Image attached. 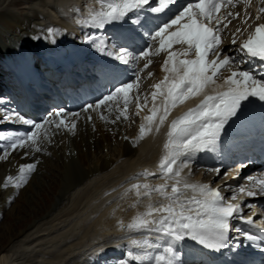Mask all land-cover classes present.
Instances as JSON below:
<instances>
[{
  "label": "snow or ice",
  "instance_id": "obj_1",
  "mask_svg": "<svg viewBox=\"0 0 264 264\" xmlns=\"http://www.w3.org/2000/svg\"><path fill=\"white\" fill-rule=\"evenodd\" d=\"M177 2L178 0H99L100 11L92 12L90 20L80 23L95 24L98 28H104L106 25L129 18L131 13L144 6H148L151 13L162 14L166 11L170 12L171 7ZM222 5L235 7L233 0H186V3L172 13L167 20H162L148 32L152 41H158L159 48L153 52L149 46L140 51V57L158 55L160 51L171 49L174 44L187 45V49L183 53L184 56L192 52L195 53V59L179 61L176 59L177 53H168L163 70L173 74H179L182 71V74L171 81L166 75L164 80L154 85L157 90L162 87L167 88L166 105L163 114L159 117V124H163L167 119L170 108L203 93L210 84L215 83V78L222 69L235 62L234 57L223 54L219 50L222 43L219 34L220 24L223 18L217 14L220 13ZM259 12L264 13V8H260ZM228 15L231 16L232 13L229 12ZM237 15L239 14L237 13ZM259 18L258 15L257 19ZM131 22L143 26L139 17ZM214 23L215 26H213ZM223 26L226 28L227 24ZM239 31L240 29H237V32ZM49 33H52V29H49ZM33 39H39V37H33ZM125 39L131 41L133 37ZM232 42L236 43L235 38ZM240 51L251 58H258L264 62V24L255 28L240 45ZM105 54L123 65H128L137 59L135 49L129 47L128 44L119 45L116 51L105 50ZM209 56H215V59L209 60ZM169 64L171 67H168ZM148 66V64L144 65L145 68ZM139 79L137 75L132 82H121L99 99L95 105L89 104L85 111L99 109L103 105L116 104L118 106L122 100L123 109L120 110L117 119L121 116L126 119L129 94L134 87H138ZM224 86H226V90L217 92L215 95H205L195 108L189 109L171 122L167 133L168 140L164 145L167 155L162 158L160 164L163 174L176 180L171 187V192L166 191V184L157 186L155 189L148 184L132 185V189L135 190L138 197L147 196L152 191H157L169 202L160 204L158 207L149 205L147 211L138 214L127 225V228L132 231L154 232L159 235L155 241L147 238L142 241L133 240L131 247L142 251L129 250L127 252L128 259H122L118 264H182L178 245L186 238L210 250L218 251L228 246L229 234L232 229L231 220L240 213V205L226 204L225 197L218 188H212L207 184H190L182 181L179 179L180 171L173 167L181 155L188 156L190 153L205 150L215 151L225 125L233 118H238L243 114L246 110V103L252 99L264 102V76L257 78L251 70L232 71L220 87ZM156 95V92L152 93L153 100ZM137 107L139 108V104ZM62 112L63 109L57 111L55 116L60 117ZM73 115L78 114L74 113ZM155 116L156 110H152V114L145 117L149 125ZM19 119L23 123L31 125L32 130L15 138L5 136L0 132V140L12 141L8 145V149L11 150L29 144L36 146L41 135H47V129L44 126L54 123L49 119L41 122L26 120L23 117H19ZM61 126L69 128V130L75 129L74 123L69 126L64 119H60L56 123L57 128ZM151 130L150 126L146 127L141 124L140 139L144 138L146 131L150 132ZM156 130L159 131V126ZM35 150L40 151L39 147H35ZM3 151L5 154L0 156V159H7L8 150L4 149ZM35 168V164L21 165L19 182L15 183L14 187L19 188L22 183H26V174L33 172ZM216 171L219 174L220 170ZM144 175L155 174L144 173ZM13 179L11 176L7 178L9 182ZM248 179L259 185L260 190L264 191V180L253 177ZM181 184H183V189L180 187ZM141 189L144 191L142 192ZM183 190H191L194 195L191 198H182ZM240 191L245 192L246 189L241 188ZM247 195L254 196L256 193L247 191ZM245 223L252 224L253 218L248 217ZM121 227L124 225L121 224ZM244 235L251 242H264V235L257 236L246 232ZM255 246L259 247L258 244ZM261 251H264V248H261ZM239 264H245V262L240 261Z\"/></svg>",
  "mask_w": 264,
  "mask_h": 264
},
{
  "label": "bare ground",
  "instance_id": "obj_2",
  "mask_svg": "<svg viewBox=\"0 0 264 264\" xmlns=\"http://www.w3.org/2000/svg\"><path fill=\"white\" fill-rule=\"evenodd\" d=\"M25 1H24V3H25ZM70 1H75V0H69V1L68 0H60L59 3L57 2V0H53L52 2L58 3V4H65V3H68ZM12 3L13 4L14 3L19 4V3H22V0H14ZM53 3H51V4H53ZM52 7H53V9L55 8L53 5H52ZM5 13H7V12H5ZM72 14H73V12H69V13H66L65 15L68 16V15H72ZM2 15H3V12L0 11V16H2ZM4 17H5V15H4ZM28 18H30V19L24 20L19 25L15 26L14 30L17 33H15V34L14 33H7V34L3 33V35L5 34L6 38H10L9 44H11V41H13L14 39H18L16 49L19 52H22L20 50H22L21 48H23V45L29 44L31 42V35L32 34L35 35V37L40 36L41 31L46 28V22H45V24H43L42 20L48 19V17L45 16V14H42V12L41 13L37 12L34 17H32V18L28 17ZM9 19L10 18H6V19H4V21L6 23H8L10 21ZM38 19L39 20L42 19V20H40V22H39V21H37ZM233 24L238 25V23H236V22H233ZM235 28H236V26H233L232 29H235ZM228 29L229 28H226L225 33L227 31H229ZM74 31L77 33L78 28L73 30V32ZM23 34H24V37H22ZM25 34H28V35H25ZM3 35L0 33V44H1V41L2 42L4 41V44L7 45L6 40L3 39ZM34 41L38 42V39H34ZM225 44H226V41H225ZM225 44L222 45V48L225 47ZM19 47H20V50H19ZM232 48L234 49V47H232ZM163 52L166 53V51H163ZM172 52H174V51H172ZM175 53H176V51H175ZM167 57H168V55L164 56V60L162 61V65H160L161 66L160 71H159L160 76L157 78L155 85L158 83V81L160 79L164 80L166 75L169 77V81H171L173 79H177L179 76V74H173L170 72H165L163 70L164 62L167 59ZM0 66L11 67V62L9 61L7 55L5 54V52L1 46H0ZM168 67H171V64H169ZM231 67L232 66H230L229 68H231ZM229 68H228L227 72H224L225 74L226 73L228 75L231 74L229 72ZM237 70H238V68L236 69V71ZM2 78H4V75H2ZM161 81H159V83ZM223 84H224V80H222L216 84L209 85L204 90L203 93H201L195 97H192L190 99H187L184 103L179 104L178 106H176L174 108H170V114L167 116V119L164 121L163 124H159V117L163 114V110H164V107L166 105L165 104L166 103L165 97L167 95V91H166L167 88L162 87V89H160V90L155 89V91H152V93L153 92L157 93L155 100H153V96H152V99H150V100H152L150 105L144 106V104H143V105L139 106V108L137 107V109H136V111L140 117L138 118V122H137V124L138 123L139 124L137 125L138 131H135L136 132L135 139H127L126 137H123L124 133L121 134V127H119V124L118 125L115 124L114 126L108 125L107 120L104 119L106 117L108 118V116H105L104 114L111 113L112 116H110V117H113L115 119L114 122L117 121V118H115L116 114L115 115L113 114L112 109H120V110L123 109L122 100L120 101L118 106L116 104H113L112 106H107V105L101 106L100 109H101L102 115H100V112L98 111V109H96V111L91 109L92 112L91 113L88 112V113L91 117L93 116L96 119L95 123H93L94 129L97 131V128H98L99 131H97V132L98 133L100 132V136L99 137L97 136L98 138L95 137L94 140L100 141V145H102L100 147L103 148L104 143H106L108 146L109 144H111V141H114V142L118 141L119 137H120V139L122 138L121 140L123 141V144H122L121 140L118 141V144H120V145L122 144V145H121V148L118 150V153L116 154L117 157H115L116 156L115 154H114V157H110L113 154V153L112 154L110 153L109 154L110 156H107V157L104 156L102 158L101 162H99V161L95 162L96 164L94 163L95 164L94 166L89 165V162H88L87 158L85 157V155L84 154L80 155V153H79L78 159L75 160L76 166L71 167V164L67 165V166H70V167H68V169H72V168L76 169L72 174H69L66 177L67 181H65V183L63 182V184L56 183L57 182L56 181L53 184V186H51L52 192L49 195V198H48L49 201H48V204L46 206V209L44 210V213L46 212L49 215L51 214L52 209L56 210V207L58 209V204L60 202H62L61 200H66L73 192H75L77 190L80 192V190L83 187L88 189V187H85V186H87V185H85V182L87 180H89L91 176H96L97 173H99L98 177H92L93 179L91 178L90 181L91 182H93V180L98 181L99 180L98 178H100V181L103 182L98 189L94 190L92 197H90V199H89L90 200V203H89L90 206H93V202H96V200H98V203L94 205L95 209H90L91 213L89 212V214H91V216H89V218L87 216L88 219L85 220V222L80 221V223H78V222H77L78 224L76 223V230L75 231H76V233L78 231V236L76 234L77 237L75 235H74L75 237L72 236L71 234H73V233H71V234L68 233L73 228V226H75V224L72 222L71 217H72L74 212L78 211L76 206L74 208L70 209V211H68L66 213V219L59 220V222L56 223L57 228L56 229L54 228V231H51L52 229H50V228L49 229L45 228L46 230H48V234H51V233L57 231L58 233L62 232L61 235L67 234V236H65L64 238L62 237L63 239H60L59 237L61 235L57 234L59 236L55 237L54 240L52 239V236L49 237V239H48L49 245L54 244L55 248L53 250H51V252L46 253V254H44L43 251H40L39 253L42 254V257H45L46 259H49V260H53V259H56V257L60 256L61 254L64 255V254L70 253V256L68 254L66 260L59 261L57 263V264H63L67 261L73 262L75 259L78 258L79 254H81V257L85 254H88L89 251H87L86 249L89 247H92L93 248L92 250H94L95 248L97 250L99 247H102V245H103L102 241L105 238H107L108 236L115 235L117 237H115L114 240H117L118 238H121V237H118V235L123 233V234H127L126 235V237H127L126 242L127 243H131L133 240H135L136 238L132 237V233H129V231H131V230H129L127 228V225L130 224L132 222L133 218L136 217L138 214L147 211V208L149 205H152L154 207H158L159 204H165V203L167 204L168 200L165 197H163L157 191H152L147 196L141 195L138 197L136 195L135 190L132 189V185H129L121 194H118V192H121L123 190V189H121V186H124V184L127 186L126 183H128V184L129 183H136V184H140V185L148 184L153 189H155L157 186L165 185L168 182L166 191L170 193L171 187L176 182V180L174 178H172L171 176H165L163 174L161 168H160L162 158L165 155H167V151L164 148V145H165L164 141L168 140L167 133L169 130H167L166 127L168 126L170 128L171 122L178 118V116H176L178 113H180L184 109L195 108L198 104H200V102L204 99L205 95H215L217 92H221V91L226 90L225 86L220 87ZM112 87L114 88L115 86L113 85ZM112 87L110 85V90H112ZM4 88L5 87L0 84V94ZM108 90H109V88H107V91ZM161 93H163V94H161ZM196 102H197V104H196ZM150 109L156 110V116L153 118V122L149 125L148 121L145 119L143 121V123H140L143 120V115L145 113H146L145 115H148V116L152 114V113H150ZM186 112H184V113H186ZM102 116L104 117L103 119L101 118ZM57 118L59 119V117H57ZM81 119L82 118H80V122H77V124L75 126L76 129L73 132L75 134L73 135L72 144L66 146L65 154L70 153L74 149H77V150L79 149L78 147H76L74 137L77 139V136H80L81 139H77L78 140L77 143H79V141H80V144H81L80 146H82L83 142H84L83 138H85L84 134L82 135V133L88 131L89 125H90L89 130L92 129L91 122H88V124H89L88 125L85 121L86 119H84V120H81ZM141 124L146 125V127L150 126L152 129L150 132L146 131V134L144 135L143 139H140V126L139 125H141ZM96 126H97V128H96ZM157 126H159V131L156 130ZM53 127L56 128V125H53ZM61 127H63V126H61ZM63 128L59 127L56 130L53 129L50 133L47 132V134H48L47 137L49 138V135H50V137L53 140L58 139V135H60L59 131H61V135H60L61 140L60 141H63V139L65 141L66 140V132H68V131L67 130L64 131ZM66 129H68V128H66ZM53 134H54V136H53ZM62 134H64V135H62ZM90 137H92V135L89 131V136H88L89 142L87 141L89 143V145H91V143L93 142V141L90 142ZM92 140H93V138H92ZM64 141H63V143H64ZM54 143H56V141ZM137 143H138V145H137ZM39 144H37V145H39ZM42 144H44V143H42ZM84 145H86V144H84ZM161 147L164 149L163 151L160 150ZM88 148H91V147L88 146L87 149ZM97 148L99 149V146ZM54 149L55 148H53V150ZM53 150H52V153H55V152H53ZM82 151H83V149H82ZM15 152H16V150L9 149L8 150L9 154L7 156V159H0V184L3 182L4 178H7L8 176H10L11 172L15 168H17V166L19 165V161H21L18 158V154H16ZM60 153L61 154L64 153V150L62 149V152L60 151ZM4 154L5 153H2V154H0V156H2ZM51 156H53V154ZM75 156H77V155H75ZM89 156L91 158V155H89ZM65 158L63 157V159H65ZM26 160L30 161V159H28V158ZM65 160H64V162H65ZM118 160H121V162H119ZM129 160L135 161V162L131 163ZM118 162H119V165L116 166V169H120V170L124 171V175L121 174L119 176L121 178H118L115 183H112L111 185H110V183L107 184V181H105L103 179H105L106 177L108 179L110 174H107L105 172H107V171L109 172V170L111 171V169L113 168V165L118 164ZM177 162L181 163L180 159H177ZM53 163H55V162H53ZM53 163L49 162V171L50 172H51L52 168L55 169L56 167H58V165L62 164V162L60 164H53ZM137 163H140V164L135 165ZM67 164H68V162H67ZM146 165H147V167L145 168ZM181 166L182 165H179V164L177 167L173 166L175 170L180 171V177L179 178H182V179L185 178V182L187 180V181H189L190 184H197V182H195V183L193 182V181H198L197 176H195L196 178L193 177L194 174H190L191 178L185 176L184 172L180 169ZM194 168H197V164H194ZM60 169H62V168H60ZM150 171H152L155 175H150V177H149V175H144V173H149ZM192 171H194V169ZM232 171H234V170H232ZM207 173L208 172H204V178L205 179L210 178V175L208 176L209 173L208 174ZM58 175H59L58 179H61V177H63L61 173ZM141 175H144L145 177H149V179H147V180L145 179L144 181L133 180V179H138L139 178L138 176H141ZM140 178H142V177H140ZM162 179H164V180H162ZM198 184H206V181L200 180V182H198ZM181 185H183V184H181ZM113 187L117 190L116 191L117 193H116V195H113L110 198L107 196L108 193L105 190H107V189H110V191L114 190ZM180 187H182V186H180ZM92 189H95V188H92ZM182 189H183V187H182ZM141 191L143 192L144 190L141 189ZM5 192H6L5 189L4 190L0 189V208H1V204H3V207H2L3 210L5 209L4 208V200L1 198L3 196V193H5ZM102 192H105L106 195L101 194ZM65 195H66V197H65ZM21 196H22V194H21ZM86 196H87V193L83 194L81 197H82V199H84ZM105 201H108L109 203L108 202L105 203ZM62 203H60V204H62ZM100 203L103 205H108V207H103V208L99 209L96 205H99ZM52 204H54V205H52ZM96 207L98 209H96ZM12 211H13V208L10 209L9 213L11 214ZM86 213H88V210L85 207V210L81 213V215L86 214ZM70 214H72V215L70 216ZM34 215H35V213H34ZM67 215L70 216V218H71L70 220H68L69 217ZM77 215H78V213H77ZM73 221H76V220L73 219ZM66 222H68V224H66ZM70 222H71V224H70ZM122 222L126 223V226L121 227ZM53 224H55V223H53ZM62 226L64 228H62ZM107 227H108V230H106ZM8 230H9V228L6 229L5 231L8 232ZM49 231H51V232H49ZM100 232H102V233H100ZM74 234H75V232H74ZM42 235L43 234H41V236ZM99 235H101L100 238H98V240H100V241H97L94 244L87 246L88 244L82 243L83 241H85V239L87 241H89V240H91V238H97ZM69 236H72V237L69 239ZM0 237H2V236H0ZM36 240H39V239H37V237L32 238V240L30 239L29 242H27V243L28 244H34L36 242ZM47 242H44V243H47ZM123 244L124 245H122V247H119L117 244H115L113 246L114 249L111 251L112 253H108L107 255L102 256L100 258H99V253L97 252V257H95V255H92L95 257V259L92 258L93 261L91 259L90 260L92 262H95L96 260L100 259L102 262H104L105 259L107 258V256L111 255L110 257L116 256L118 258L116 263H114V264H118V262L120 261L119 259L124 257V255L126 254V252L124 253V250L126 248L125 246H127V245H126V243H123ZM73 245H76V248L74 250H71L70 247ZM67 248H68V250H67ZM55 249H59L58 253L54 252ZM64 250H67L66 251L67 253L64 252ZM61 251H62V253L60 254ZM63 252H64V254H63ZM121 253L122 254L124 253V255L119 256V254H121ZM88 255H86V256H88ZM39 259H40V264H44L43 260L41 258H39ZM59 259H61V258H59ZM4 260H5V258L1 257L0 258V264H4V262H3ZM107 260H109V259H107ZM34 264H38V263L34 260ZM81 264H90L89 259H83L81 261ZM96 264H99V263H96Z\"/></svg>",
  "mask_w": 264,
  "mask_h": 264
},
{
  "label": "rangeland",
  "instance_id": "obj_3",
  "mask_svg": "<svg viewBox=\"0 0 264 264\" xmlns=\"http://www.w3.org/2000/svg\"><path fill=\"white\" fill-rule=\"evenodd\" d=\"M8 1L7 0H0V11L3 12V15L0 16V33L2 35H3V33H5V34L17 33L14 30L15 26L19 25L24 20H27V19L29 20L30 18H28V17H31V18L34 17L37 12L38 13L42 12V14H44V12H46L48 14L50 13V15L55 14L54 9H53L52 4H51V3H53L52 2L53 0H29V1L28 0H26V1L22 0V3H19V4H15V3L13 4L12 2L14 0H8ZM24 1H25V3H24ZM59 1L60 0H57L58 3H59ZM249 2H250L249 4H245V7H247L246 11H245L246 13L239 15L237 18H235L233 20V22L238 23V25H235L232 22L231 24H229L226 27V28H229L228 29L229 31L226 32V45H227V48H228L230 55L232 57H235V62L233 63L235 66H240V65L245 63L244 62L245 59H244L243 54L235 48L234 49L232 48L231 50H230V48L233 47V45L235 46V44L232 42L233 39L241 34L243 29H245L247 24L254 17L253 13L248 8L250 5L252 6L254 3L251 1H249ZM262 2L264 3V0H262ZM261 6L263 7V4H261ZM5 12H7V13H5ZM4 15L6 18H10L9 19L10 21L8 23H6L4 21V19H6L4 17ZM45 16H47V15H45ZM53 17H55V16H53ZM40 20H42V19H40ZM40 20L38 19L37 21L40 22ZM47 20L48 19L42 20V23L45 24V22ZM233 26H236V28L232 29ZM237 29H240V31L237 32ZM5 34L3 35V39L6 40V42H9L10 38H6ZM1 44H4V41ZM158 48H159V46L157 44H155L152 46V51L155 52V50ZM168 53H169V50H166V53H164L163 51H160L158 55L152 54V55H149L148 57H141V59L139 61V78L140 79L138 82V87H134L132 90V91H135L133 93L134 95H132V94L129 95V102H128V106H127V112H126L127 118L126 119L123 116H121L119 119H117L116 122H114L115 119L113 117H110V116H112V114L107 113L108 114V118L106 119L107 124L112 125V126H114L115 124H117V125L119 124V127H121V134L124 133L123 137L130 139L135 134L136 124H137V121L135 120V118H136L135 114H136V109H137V104H138L136 102L135 98L136 97L140 98V102L142 103L141 105H143V104H144V106L150 105V103L152 101V100H150V99H152V91H155V88L153 86L155 85L157 78L160 76L159 67H160V65H162V61L164 60V56H167ZM149 61H150V63H149ZM145 64L149 65L148 68L144 67ZM232 71H236V69H233V67L229 68V72L231 73ZM224 72H225L224 70H221V72L218 75V77H219L218 79L220 81L225 80V77L227 76ZM149 73H151V75H149ZM161 80L162 79H160L159 81H161ZM159 81H158V83H159ZM220 81H215L214 84H216ZM210 85H212V84H210ZM122 105H123V101H122ZM112 111H113L114 115L116 114L115 118H117V116L120 115V109H112ZM75 117L77 118L78 116H75ZM89 117H91L89 115V113L85 112L83 115H80L77 119L74 118V121L76 120L77 122H80V118H82L81 120L86 119L85 120L86 123L88 124V122H91V125H92L91 130H89L90 125L88 124L89 125L88 131L82 133V135L84 134V137H85V138H83L84 142H83L82 146H80L81 145L80 141H79V143H77L78 142L77 139H81L80 136H77V139L74 137L76 147L79 148L78 150L74 149L70 153L65 154L66 146L72 144L73 135L75 134V133H73V130H72V132H69L68 135L66 132V140L64 141V139H63L64 143H63V141H60L61 140V136H60L61 131H59L60 135H58V139L51 140L53 144L58 143L57 146H53V148H55L54 150H53V148H51L52 144L49 140L47 142V145L45 146L46 149L47 148L48 149L43 151L41 154H38L39 153L38 151L32 149V145H28V146H25V147H22L19 149V151H18L19 154L17 153L18 156L22 157L26 153L25 156L27 155V157H30L31 161L36 165V168H35L34 174L31 175L29 178H27L25 185L21 186L20 189L16 188V187L13 188L12 192L10 190L9 191L5 190L6 192L3 193V196L1 198L4 200V208L5 209L4 210L2 209L3 204H1V208H0V236H2V237H0V258L1 257L5 258V260L3 261L4 264H34V260L38 264H40L39 258H41L43 260L44 264H57L59 261L66 260L68 254L70 256V253L66 252L68 250V248H67V250H64V252H66L67 254H64V252H63L64 255H62L61 254L62 251H61L60 252L61 255L56 257V259L49 260V259H46L45 257H42V254L39 253L40 251H43V253L46 254V253L51 252V250H53L55 248L54 244L49 245V240H48L49 237L52 236V239L54 240L55 237H58L59 235L62 234V232L58 233L57 231H55L56 233L53 232L51 234H48V230H46L45 228H48V229L50 228V229H52L51 231H54V228L55 229L57 228L56 223L59 222V220L66 219V213L68 211H70V209H72L76 206L78 211L74 212L73 215L70 214V216L72 215V217H71L72 222L75 224V226H73V228L68 233L69 234L73 233V234H71L72 236H74V235L76 236V234L78 236V231H77V233L75 231L76 230V223L77 222L80 223V221L85 222V220H87L89 218V216H91V214H89V212L91 213L90 209H95L94 205L98 203V200H96V202H93V206H90V204H89L90 200L89 199H90V197H92L94 190L98 189L103 182L100 181V178H98L99 179L98 181H96V180H93V182L90 181V179L92 177H98L99 173H97L96 176H91L90 179L85 182V185H87L85 187H88V189L83 187L84 189L82 188L80 190V192L78 190L73 192L67 199L65 198L66 200H61L63 203L60 202L62 204H60V203L58 204V209H57V207H56V210L52 209L51 214L49 215L46 212L44 213V210L46 209V206L48 204L49 195L52 192L51 186H53V184L56 181H57L56 183H61V184H63V182L65 183V181H67L66 177L69 174H72L76 170L74 168L68 169V167H70V166H67V165L71 164V167L76 166L75 160L78 159L79 153H80V155L84 154L85 157L87 158L88 162H89V165L94 166L96 164L95 162H98V161L101 162L102 158L104 156H106V157L110 156L109 155L110 153L111 154L113 153L110 157H114V154L116 155L118 153V150L121 148V145L123 144V141L121 140L122 138L120 139V137H119L118 139L122 141L121 145L118 144L119 140L117 139L118 141H115V142L111 141V144H109L108 146L106 143H104L103 148H101L100 146H102V145H100V141L94 140L95 137L98 138L100 136V132L99 133L97 132V131H99V129L96 126V128H97V131H96L94 129V125H93V123H95L96 119L93 116L91 117V119H89ZM60 128H63V127H60ZM63 129L65 131V127ZM89 131L92 135V137H90V142L93 141L91 143V145H89V143H88L89 142V138H88ZM62 135H64V134H62ZM41 136H44V135H41ZM47 136H48V134H47ZM53 136H54V134H53ZM92 138H93V140H92ZM133 139H135V136ZM55 141H56V143H54ZM84 144H86V145H84ZM39 145H42V142ZM39 145H37V147ZM88 146L91 148L87 149ZM98 146H99V149L97 148ZM62 149L64 150V153L61 154L60 151L62 152ZM82 149L84 152L82 151ZM52 150L55 153H52ZM52 154H53V156H51ZM75 155H77V156H75ZM89 155H91V158ZM62 156L64 158L66 157L65 159L67 161L65 159H63ZM115 157H117V155ZM64 160H65V162H64ZM118 161L121 162V160H118ZM49 162H51V163L55 162L53 164H60L62 162V164L58 165V167H56L55 169L52 168V170L50 172L49 171ZM67 162H68V164H67ZM119 162H118V164L113 165V168L111 169V171L109 170V172L108 171L105 172L107 174H110L108 179H107V177L105 179H103V180L107 181V184L110 183V185H111L112 183H115L118 178H121V177H119L121 174L124 175V171H122L120 169H116V166L119 165ZM130 162L134 163L135 161H130ZM139 164L140 163H137L135 165H139ZM60 168H62V169H60ZM60 173L62 174L63 177H61V179H58L59 178L58 174H60ZM209 175H211L210 172H209L208 176ZM138 177L139 178L142 177V178L133 179V180L144 181L145 179L146 180L149 179V177H145L144 175H141ZM189 178H191V176H189ZM194 178H196V177H194ZM179 179H181L182 181H185V178L184 179L179 178ZM162 180H164V179H162ZM198 181H193V182L194 183L197 182V184H198ZM202 181H204V180H202ZM186 182L189 183V181H187V180H186ZM167 183H166V185H167ZM126 184H127V186L125 184H124V186H121V189H123V190L121 192H118V194H121L129 185H135L136 183H129V184L126 183ZM180 186L183 187V185H180ZM92 188H95V189H92ZM2 189H3V187H2ZM105 191L108 193L107 196L110 198L113 195H116V193H117L116 192L117 190L115 188H114V190H111V191H110V189H107ZM6 193H9L10 195L5 196ZM86 193H87V196L84 199H82L81 196L83 194H86ZM21 194H22V196H21ZM101 194L106 195L105 192H102ZM65 197H66V195H65ZM106 202H108V201H105V203ZM52 205H54V204H52ZM96 206L99 209H101L103 207H108V205H103L101 203L99 205H96ZM85 207L87 208L88 213L81 215V213L85 210ZM97 207H96V209H98ZM11 208H13V211L10 214L9 212H10ZM34 213H35V215H34ZM77 213H78V215H77ZM70 216H68L69 217L68 220L71 219ZM87 216H88V218H87ZM73 219H75L76 221H73ZM53 223H55V224H53ZM66 224H68V222H66ZM70 224H71V222H70ZM8 228H9V230H8V232H6L5 230ZM62 228H64V227L62 226ZM106 230H108V227ZM51 231H49V232H51ZM74 232H75V234H74ZM102 232H100V233H102ZM41 234H43L44 236L43 235L41 236ZM57 234H59V235H57ZM65 236H67V234L66 235L63 234L59 238L63 239ZM72 236H69V239ZM100 236L101 235H99L97 238H91V240H89V241H87L85 239V241H83L82 243L88 244L87 246H89L91 244H94L97 241H100V240H98V238H100ZM36 237L39 240H36V242L34 244H28L27 243V242H29L30 239L32 240V238H36ZM44 242H47V243H44ZM75 248H76V245H73L70 247L71 250H74ZM58 250L59 249H55L54 252L58 253ZM6 256L7 257L9 256V257L7 258ZM110 256L111 255H108L105 260L110 259L111 258ZM59 258H61V259H59ZM81 260H82V257H81V254H79L78 258L75 259L73 262L67 261L63 264H81L80 263ZM89 262H91V260H89Z\"/></svg>",
  "mask_w": 264,
  "mask_h": 264
}]
</instances>
